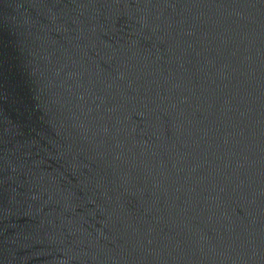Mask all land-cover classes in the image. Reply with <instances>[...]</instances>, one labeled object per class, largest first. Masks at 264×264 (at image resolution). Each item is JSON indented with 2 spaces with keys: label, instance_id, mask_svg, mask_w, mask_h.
I'll list each match as a JSON object with an SVG mask.
<instances>
[{
  "label": "water",
  "instance_id": "water-1",
  "mask_svg": "<svg viewBox=\"0 0 264 264\" xmlns=\"http://www.w3.org/2000/svg\"><path fill=\"white\" fill-rule=\"evenodd\" d=\"M0 264H264V0H0Z\"/></svg>",
  "mask_w": 264,
  "mask_h": 264
}]
</instances>
